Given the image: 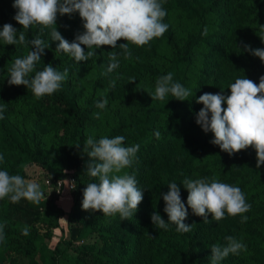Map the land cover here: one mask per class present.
Returning a JSON list of instances; mask_svg holds the SVG:
<instances>
[{"label":"trees","instance_id":"1","mask_svg":"<svg viewBox=\"0 0 264 264\" xmlns=\"http://www.w3.org/2000/svg\"><path fill=\"white\" fill-rule=\"evenodd\" d=\"M13 3L0 0V30L7 23L24 31L27 40L40 36L49 47L35 70L50 64L60 72L68 69V77L58 91L41 98L23 85H9L11 64L25 57L31 45H6L0 39V107L5 109L0 119L4 157L0 170L28 179V167L38 166L54 183L69 177L75 183L68 215L54 197L39 204L0 200L5 235L0 241V264H210L211 246L226 245L228 236L241 240L247 250L229 254L220 264H264V165L257 167L252 147L232 155L222 151L211 143L213 134L196 123L203 108L196 103L201 95L227 96L237 78L258 84L264 76V63L245 51V45L264 49L260 38L264 37L260 31L264 0H162L167 12L163 23L169 25L162 37L144 46L129 44L131 59H124L118 48L126 43L121 39L116 49L94 47L95 55L81 62L56 52L58 42L51 39V27H44L42 34L40 25L22 29L14 19ZM56 25L70 43L84 32L79 13L58 15ZM81 47L87 53V47ZM111 51L120 54V64L105 75ZM169 72L175 82L191 90L187 100L171 94L164 100L152 99L156 79ZM105 98L106 108L98 109L96 103ZM156 131L161 133L159 139ZM120 135L125 137L124 146H140L133 164L123 171L134 174L137 187L144 191L138 210L124 221L118 213L107 216L82 209L84 188L97 182L86 174L87 138ZM205 177L244 192L251 205L242 214L248 217L246 222H241V215L226 214L220 221L209 215L210 222L203 223L189 208L184 222L194 225L188 233L177 232L174 224L168 230L153 225V212L168 221L161 194L169 191L170 183H177L187 207L188 192L180 183ZM65 216L67 235L62 231ZM24 226L28 235L22 233ZM57 231L63 234L59 239Z\"/></svg>","mask_w":264,"mask_h":264},{"label":"clouds","instance_id":"2","mask_svg":"<svg viewBox=\"0 0 264 264\" xmlns=\"http://www.w3.org/2000/svg\"><path fill=\"white\" fill-rule=\"evenodd\" d=\"M13 8L17 10L14 19L22 29L40 25L43 26L40 29L42 34L44 27H51V39L58 42L56 52L68 53L77 62L88 61L94 56L95 52L91 50L94 47L111 46L116 49L121 39L126 43L120 44L118 48L122 50L124 59H131L129 44L144 46L154 38L162 37L169 27L163 23L167 12L162 0H14ZM73 13H79L84 32L78 33L70 43L57 30L56 21L58 15L71 16ZM260 31L264 33V26H260ZM260 38L264 42V37ZM0 39L6 45H31V51L25 57L16 58L11 64L9 85H23L36 98L51 95L61 88L62 82L68 77V69L60 72L49 64L43 70H35V65L41 62L45 49L49 47L40 36L27 40L24 31L18 32L6 23L0 30ZM82 45L87 47V53ZM245 51L264 63V49H252L245 45ZM107 54L110 63L105 75L120 64V54L115 51ZM33 72L35 75L31 76ZM112 86H115V81H112ZM229 89L230 95L204 93L196 100V103L203 105L197 114L196 123L205 133L211 132L214 137L211 143L229 155L252 147L259 168L264 165V76L260 77L258 84L244 76L237 78ZM169 94L176 100L185 101L191 95V90L175 82L173 73L169 72L156 79L155 92L151 97L153 100H164ZM107 104L105 98L97 102L96 107L104 110ZM224 104L226 108L222 107ZM4 110L0 107V119H3ZM94 118L99 119L100 114L94 113ZM154 135L159 139L161 133L156 131ZM124 141L122 135L112 138L103 136L98 140L87 138L84 151L90 157V162L86 166V174L97 178V182L88 183L84 188L83 210L98 211L107 216L118 213L121 221L128 220L138 210L144 191L137 187L135 175L123 170L133 164L140 146H124ZM3 160V155H0V161ZM180 184L188 192L187 207L181 200L177 183H170L169 191L161 194L168 221L165 222L156 212L151 215V221L157 228L168 230L169 225L174 224L177 232H190L194 224L187 225L184 222L189 208L193 215L203 218V223L210 222L209 215L212 220L220 221L226 214L233 217L241 215V222L247 221L248 217L242 214L248 212L251 205L239 187L220 182L215 177L185 178ZM6 197L12 203L25 199L39 204L45 199V194L35 180L0 170V200ZM3 227L0 225V241L5 239ZM22 233L29 234L28 226H24ZM225 239L226 245L211 246L210 264H220L229 254L239 255L241 251L247 250L241 240L232 236Z\"/></svg>","mask_w":264,"mask_h":264},{"label":"rangeland","instance_id":"3","mask_svg":"<svg viewBox=\"0 0 264 264\" xmlns=\"http://www.w3.org/2000/svg\"><path fill=\"white\" fill-rule=\"evenodd\" d=\"M28 173V179L35 180L41 187V190L45 194V198H55V203L64 210L66 215L69 214V212L72 209L73 205V199L69 196H58L56 195L54 188L52 186L47 185V180H49L45 175L41 168L38 166H30L27 169ZM122 174V173H121ZM62 228L63 232H66L67 235V216L64 217L62 222ZM62 231H57L56 238L59 239L62 237Z\"/></svg>","mask_w":264,"mask_h":264},{"label":"built area","instance_id":"4","mask_svg":"<svg viewBox=\"0 0 264 264\" xmlns=\"http://www.w3.org/2000/svg\"><path fill=\"white\" fill-rule=\"evenodd\" d=\"M74 183H75V180L71 177L64 178L62 180L57 181L56 183H54L51 180H47V185L52 186L54 188L56 195L61 196V197L64 196L65 192H68V193L72 192V190L74 189Z\"/></svg>","mask_w":264,"mask_h":264},{"label":"crops","instance_id":"5","mask_svg":"<svg viewBox=\"0 0 264 264\" xmlns=\"http://www.w3.org/2000/svg\"><path fill=\"white\" fill-rule=\"evenodd\" d=\"M64 196H69V197L72 198L71 193H68V192H65V193H64Z\"/></svg>","mask_w":264,"mask_h":264}]
</instances>
